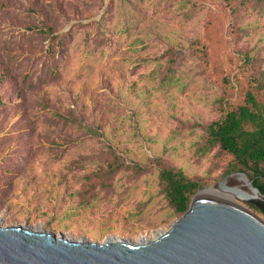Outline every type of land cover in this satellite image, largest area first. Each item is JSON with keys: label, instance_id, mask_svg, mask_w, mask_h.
Masks as SVG:
<instances>
[{"label": "rangeland", "instance_id": "rangeland-1", "mask_svg": "<svg viewBox=\"0 0 264 264\" xmlns=\"http://www.w3.org/2000/svg\"><path fill=\"white\" fill-rule=\"evenodd\" d=\"M193 1L0 0L1 228L141 242L178 218L163 167L201 180L193 196L233 173L230 156L204 149L203 126L219 117L224 77L223 100L242 102V53L264 70V4ZM205 38L210 70L190 48ZM111 150L123 167L104 182Z\"/></svg>", "mask_w": 264, "mask_h": 264}, {"label": "water", "instance_id": "water-1", "mask_svg": "<svg viewBox=\"0 0 264 264\" xmlns=\"http://www.w3.org/2000/svg\"><path fill=\"white\" fill-rule=\"evenodd\" d=\"M213 194L197 197L201 191ZM217 190L220 192L218 194ZM192 197L166 231L143 242L70 241L51 232L0 227V264H264V195L243 172Z\"/></svg>", "mask_w": 264, "mask_h": 264}, {"label": "trees", "instance_id": "trees-1", "mask_svg": "<svg viewBox=\"0 0 264 264\" xmlns=\"http://www.w3.org/2000/svg\"><path fill=\"white\" fill-rule=\"evenodd\" d=\"M181 1L191 10L198 8V4L193 0ZM222 1L229 5L239 1L240 7H243L250 0ZM254 1L264 4V0ZM236 10H238L237 7ZM206 40L208 39L195 40L191 42L190 48L200 63L210 70ZM168 62L166 73L169 75L176 69L174 68L175 58L171 56ZM241 72L246 81L242 102L231 103L223 100L226 99L227 91L232 89L230 78L224 77L221 80L223 92L218 98L220 99V114L218 118L203 126V144L205 150L217 148L219 153L230 156L229 172L247 174L253 186L264 195V70L258 69L256 59L245 52L242 53ZM108 155L109 158L103 157L100 169L97 170L103 176L104 182L123 167V161L114 151H109ZM133 170L142 171L138 166H134ZM87 182L93 183L90 178H87ZM97 184L104 185L102 179ZM158 185L168 206L178 217L185 213L191 197L202 186L201 180L190 178L180 169L171 167H163L159 171Z\"/></svg>", "mask_w": 264, "mask_h": 264}, {"label": "bare ground", "instance_id": "bare-ground-1", "mask_svg": "<svg viewBox=\"0 0 264 264\" xmlns=\"http://www.w3.org/2000/svg\"><path fill=\"white\" fill-rule=\"evenodd\" d=\"M213 190L212 189H208V190H205V191H202V192H200V193H198L197 194V197H206V196H208V195H210V194H213ZM217 197H219V198H222V199H227V197H225V196H223V195H216ZM154 236H156V234L154 235ZM143 240L144 239H142L141 240V242H143ZM109 241H111V240H109ZM146 241V240H145Z\"/></svg>", "mask_w": 264, "mask_h": 264}]
</instances>
